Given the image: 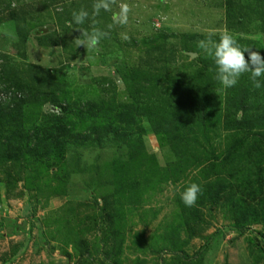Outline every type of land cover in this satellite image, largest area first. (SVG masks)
<instances>
[{
	"label": "rangeland",
	"instance_id": "1",
	"mask_svg": "<svg viewBox=\"0 0 264 264\" xmlns=\"http://www.w3.org/2000/svg\"><path fill=\"white\" fill-rule=\"evenodd\" d=\"M94 2L0 0V264H264V77L226 89L197 46L227 30L264 55V0ZM207 185L255 217L200 208Z\"/></svg>",
	"mask_w": 264,
	"mask_h": 264
},
{
	"label": "clouds",
	"instance_id": "2",
	"mask_svg": "<svg viewBox=\"0 0 264 264\" xmlns=\"http://www.w3.org/2000/svg\"><path fill=\"white\" fill-rule=\"evenodd\" d=\"M114 3L115 0H95L92 6L93 13L98 15L101 9L110 10ZM129 11L127 4H121L119 11L112 16L113 24H126ZM88 16L89 13L86 10L74 11L72 21H69L68 24L69 26L72 22L77 25L83 24ZM112 26V24L108 25L109 28ZM81 36L83 39L77 38L76 43L81 47L92 49L99 45L102 38L108 36V32L93 28L91 32H82ZM197 46L213 59L216 71L215 79L224 88L234 87L245 73H250L255 88L262 87L259 78L264 77V55L252 48H242L231 32L225 30L218 41L200 40ZM201 191L198 184L192 183L181 193V201L185 206L192 207Z\"/></svg>",
	"mask_w": 264,
	"mask_h": 264
},
{
	"label": "trees",
	"instance_id": "3",
	"mask_svg": "<svg viewBox=\"0 0 264 264\" xmlns=\"http://www.w3.org/2000/svg\"><path fill=\"white\" fill-rule=\"evenodd\" d=\"M62 110H63V108H62ZM66 114H69V113L66 112L65 115ZM63 116H64V114H63ZM75 117L76 118L78 117L77 118L78 122L75 123V127L76 126L84 127L86 121H90L91 120L90 113H87V114L82 113V110H78L76 112V116ZM72 140L76 141L78 139L77 138H72ZM59 145L61 146L62 142H60ZM61 148H63V147H61ZM58 154L63 156L64 152L58 151ZM123 168H124V166L122 167V171H123ZM122 174H123V172L120 173V175H115L114 174V179L111 180V182L115 185L114 189H119L120 188L119 181L121 180V178L123 179V177L121 176ZM204 189H205V193H207V195L205 196L204 199L202 198L199 207L200 208H207L209 210L217 208V207H221L231 217V219L233 221V225L235 226V229L242 228L244 226V224H245L243 222H246L247 220L251 219L252 217L253 218L255 217L256 211H253V209L252 210H248V211L245 210L246 208L243 209V210L242 209H239V210L238 209H233L231 206L226 205L223 201L221 202L220 197H219V195L217 193V190L213 191L212 187L209 186V185L204 186ZM178 200H179V205L182 208L184 203L181 201V197ZM93 201H96V199H94ZM196 207H197V209L194 207V208H192V210H187L188 217L190 219H192V217L197 216V215H199L201 213V210H199L198 205ZM203 223H204V221L201 220V219L195 220L193 222V225L190 226L189 231H188L189 234H190V237L193 236L194 233L198 232V230L204 231V226L205 225H203ZM85 260H87V259H85Z\"/></svg>",
	"mask_w": 264,
	"mask_h": 264
}]
</instances>
